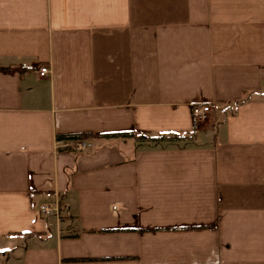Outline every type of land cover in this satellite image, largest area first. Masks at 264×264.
Returning a JSON list of instances; mask_svg holds the SVG:
<instances>
[{"label": "crops", "instance_id": "obj_1", "mask_svg": "<svg viewBox=\"0 0 264 264\" xmlns=\"http://www.w3.org/2000/svg\"><path fill=\"white\" fill-rule=\"evenodd\" d=\"M0 264H264V0H0Z\"/></svg>", "mask_w": 264, "mask_h": 264}, {"label": "built area", "instance_id": "obj_2", "mask_svg": "<svg viewBox=\"0 0 264 264\" xmlns=\"http://www.w3.org/2000/svg\"><path fill=\"white\" fill-rule=\"evenodd\" d=\"M50 72V68L48 66H41L37 70V74L39 77H45L48 75ZM210 112V106L207 104H198L194 105L192 107V115L195 119V121H204L207 119L208 114ZM56 145H64V146H69L74 148L75 150L78 151H83L85 150L88 146L89 143L84 140V139H68L66 140V143L61 142L59 139L56 141ZM41 212L44 213L45 215H55L57 216L59 214L58 208H50L48 206H42L40 208Z\"/></svg>", "mask_w": 264, "mask_h": 264}, {"label": "trees", "instance_id": "obj_3", "mask_svg": "<svg viewBox=\"0 0 264 264\" xmlns=\"http://www.w3.org/2000/svg\"><path fill=\"white\" fill-rule=\"evenodd\" d=\"M88 136V134H71L67 135L64 138L67 139H85ZM106 136H126V137H134L135 139L138 140H150V141H157V140H167V139H175V140H181L186 137H165V136H160V137H145L144 135H137L133 132H128V133H114V134H107ZM61 210V207L60 209ZM61 212V211H60ZM59 220L61 222L68 221L66 225H64L61 228V231H68L67 234H62V236H77L79 234V230H76L73 226H71V222L73 220V216L71 215H62L59 213Z\"/></svg>", "mask_w": 264, "mask_h": 264}, {"label": "rangeland", "instance_id": "obj_4", "mask_svg": "<svg viewBox=\"0 0 264 264\" xmlns=\"http://www.w3.org/2000/svg\"><path fill=\"white\" fill-rule=\"evenodd\" d=\"M197 122V121H196ZM199 122H201V121H198L197 123H199Z\"/></svg>", "mask_w": 264, "mask_h": 264}]
</instances>
